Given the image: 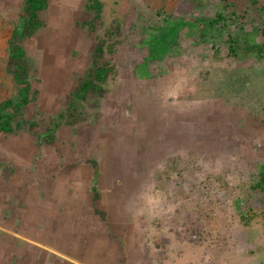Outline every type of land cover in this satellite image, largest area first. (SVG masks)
Instances as JSON below:
<instances>
[{"label": "rangeland", "instance_id": "obj_1", "mask_svg": "<svg viewBox=\"0 0 264 264\" xmlns=\"http://www.w3.org/2000/svg\"><path fill=\"white\" fill-rule=\"evenodd\" d=\"M101 1L100 16H96L91 7L92 0H49V7L39 12L44 27L35 35L34 42L38 43L34 49L26 46L28 51L20 65L22 73L25 72L28 80L34 82L30 95L33 100L23 113L15 115L14 121L22 124L21 129L10 134L0 132V161L17 153L30 158L34 140L53 127V116H57L54 121L61 125L83 124H77L79 128L95 120L107 124L110 120L118 122L126 104L131 105L133 96H138L140 85L134 69L137 65L141 67L149 56L148 42L153 30L169 21L215 19L222 14L225 21L206 27L205 35L193 33L180 37L179 55H169L163 62L153 61V67L157 66L154 74L157 76L159 70L164 69L168 76L157 91L156 108L162 115L158 113L159 121L154 124L156 130L150 132L149 154L144 153L161 158L162 162L156 164L157 171L160 173L159 169H163L164 175L171 173L170 186L180 191L185 189L179 198L187 204L184 206L188 209L184 210L187 221L194 213L190 209L198 207L195 212L204 214V219L209 218L208 226L213 231H209L201 216L198 224L190 228L198 236L219 241L226 229L232 233L241 227L239 219H233L226 206L233 196L245 197L252 173L258 170V161L264 160L263 151L258 149L264 150V98L256 94H264V63L261 66L258 62H249L253 68L247 82L249 86L233 92L236 82L241 81L236 79L237 76L244 73L240 66V60L246 55L242 44L248 36L244 26L255 22L254 9L249 14L243 13L245 0H182L186 3L179 0ZM3 2L0 0V5ZM10 20L2 25L11 28L10 23L13 24L15 19ZM9 36L10 33L2 36L0 42H7ZM100 44L105 48L102 57L96 54ZM7 52L0 51V103L14 98L19 92L12 73L14 68L18 73V68L11 63ZM94 61L99 64L112 62L116 67L104 84V90L113 99L101 108L95 104L94 93H89V99L77 104V112L76 109L71 112L73 92L77 91L82 80L85 81ZM68 72L75 81L73 85ZM136 76L148 79L150 75L144 67ZM234 76L236 80L230 85ZM150 83L155 85L154 81ZM36 108L43 114L39 115L40 111L36 114ZM80 113L84 115L81 117ZM135 123L137 125L138 121ZM34 130L38 132L37 137H34ZM68 133L64 132L63 137ZM238 135L244 136L243 139H238ZM22 144V148L19 147ZM48 149L47 153L51 155L61 153L54 147ZM7 163L12 167V163ZM29 164L27 169L19 171V177L12 175L7 182L4 181L7 191L0 189V203L6 202L4 194L13 196L16 187L21 188L27 182L31 183L30 186L34 184ZM21 165L26 166V163ZM28 192L27 197L21 196L32 201L34 195ZM221 200L226 201L219 203ZM190 202L198 205L191 206ZM249 202L264 213V196L256 194ZM217 217H220L218 221ZM260 221H264V215ZM214 222L218 225L215 226ZM181 225L180 232L192 238L189 227L185 223ZM215 234L218 235L216 239L208 237Z\"/></svg>", "mask_w": 264, "mask_h": 264}, {"label": "crops", "instance_id": "obj_2", "mask_svg": "<svg viewBox=\"0 0 264 264\" xmlns=\"http://www.w3.org/2000/svg\"><path fill=\"white\" fill-rule=\"evenodd\" d=\"M24 1L0 5V38L10 33L0 51H7L13 35V24H2L17 23ZM245 2L243 13L253 8L256 15L244 26L248 36L242 46L245 54L253 47L258 55L264 51V0ZM100 122L81 128V123L59 124L54 138L43 132V141L34 140V160L17 153L0 161V189L27 163L32 175L34 168V184L25 181L0 203V264H264V221L240 225L237 234L225 231L219 241L197 232L190 239L180 232L181 223L194 227L200 215L191 213L187 221V204L177 201L185 189L149 182L148 163L162 160L148 154L141 155L142 171L135 174L134 156L113 150L126 146L131 151L132 141L119 138L117 125ZM50 147L61 153H47ZM27 192L32 201L22 198Z\"/></svg>", "mask_w": 264, "mask_h": 264}, {"label": "trees", "instance_id": "obj_3", "mask_svg": "<svg viewBox=\"0 0 264 264\" xmlns=\"http://www.w3.org/2000/svg\"><path fill=\"white\" fill-rule=\"evenodd\" d=\"M48 6V0H25L23 5V12L24 15H22L21 21L18 23L15 36L23 37L24 35L32 36L38 29H40L43 26V22L39 17V12L44 10ZM91 7L94 8L97 11V16H100L103 4L100 0H92ZM222 14H220L215 19H203V20H196V21H186V20H174L169 21L164 26L153 30L151 33V36L149 38V56L146 57V59L143 61L145 62L141 67L137 65L134 69V72L137 75V71H141L142 68L145 67L146 70H148V79H140L136 75V79L139 81L140 87L137 91L138 96L135 94L133 97L134 101L133 103L126 104L123 110V115L120 117V119L115 122L110 121L107 125L112 126H118V135L120 139L127 140L130 139L132 141V145L134 147H130L131 151L127 150L126 146H118L117 148H113V150H118V153L120 154H130L131 156H134L135 162L132 164L135 170V174L140 171H142V154L148 153L149 149L151 147L150 145V132L155 131V122L159 121V117H157L158 113L162 115V112L157 110L156 103L159 96V88L162 87L161 82L164 83L165 78L168 76V74L165 72L164 69L159 70L157 73L158 75L154 74V70L156 73L157 66L153 67L154 63L153 61L163 62L166 60L167 56L169 55H179L180 53V37H184L186 35H191L193 33H198L200 35H205V28L210 27L211 25H216L218 22H221V20H224ZM225 21V20H224ZM186 27H190L187 29L188 31H184ZM253 48V47H252ZM251 47L246 48V55L247 59L244 57L242 59L244 62H241L240 60V66L241 69H244V73L242 76H237L236 79H240L241 81H237L234 85L233 92L235 91H243L246 89L249 84L247 83L249 81L250 71L253 69L251 68V65L249 62H258L262 66V63H264V51H258V55L255 54L254 49ZM104 46L103 44H100L96 48V54L98 57H102L104 54ZM8 56H10L11 63L14 62V67L16 66L18 68V73L15 72V68L13 73V76L15 80L17 81V84L25 85L21 88H19V92L14 98H8L5 101H2L0 103V132L5 133H15L19 129H21V123L17 122L15 123V115L23 113L25 107H27L30 103H32L33 96L31 95L32 92V81L28 80V76L25 72L22 73L19 59L24 56L25 52L22 47L16 48L14 45L11 47H8ZM16 51L18 53H16ZM16 54H18L16 56ZM16 59V60H15ZM17 61V62H16ZM94 69L91 70L90 76L85 79L84 83L82 84L81 88L78 89L76 93H74V98L77 100L83 99L87 100L89 99L87 96L90 93L89 91L96 92L95 96V104H97L99 107L103 108L105 105H107L109 100L113 99L110 94L104 90V84L109 78L110 72L115 70V66L112 64V62H102L99 64L97 61H94ZM264 73V71L262 70ZM262 79V85L264 86V74ZM236 76L232 77L230 80V85L234 84V79ZM151 81H154V86ZM99 82V83H97ZM160 84V85H159ZM260 84V81L258 82V85ZM226 88V87H225ZM150 89V90H149ZM149 92V94H148ZM226 92V91H225ZM232 92V93H233ZM257 96L260 98H264L263 92L256 93ZM222 97L223 94L221 93ZM138 99V102H137ZM72 101L70 104V111L73 109H76L77 112V104L79 102ZM76 102V106H75ZM8 109H13L12 112ZM38 108L35 109V112H39ZM72 112V111H71ZM43 111H40L39 115H42ZM84 113H80V116L82 117ZM136 121H138V124L136 125ZM153 122V123H152ZM101 124H104L100 122ZM35 124V122H34ZM55 122L53 121V127L48 129L47 131H50V134L46 136V138H54V132L56 131V127L54 126ZM110 129L108 131L109 134H111ZM34 135H38L37 130H34ZM238 139H243L244 136L238 135ZM135 145H134V144ZM125 149V150H124ZM263 151L264 150L261 147H258ZM149 154V153H148ZM153 158L152 156H150ZM157 159V158H155ZM157 162L152 161L150 164L148 163V172L150 173L152 178H147L149 182H156L160 183L164 186H170L168 184V181L170 180L171 173L166 172L168 174H163L162 170L159 169L160 173L157 171L158 166L156 165ZM258 170L257 172L252 173V179L248 183L247 190H245V197L242 196H233L231 199V203L228 204L226 207L229 208V212H231V215L233 219L235 217L239 219V223L242 226L245 227H252L254 224H257L260 222L261 219H263L264 213L261 211H258L255 206L250 205L249 200L255 198L256 194H260L261 197L264 196V160L263 162L258 161ZM161 175V176H160ZM162 177V178H161ZM150 179V180H149ZM153 184V183H152ZM155 185V183H154ZM158 185V186H159ZM183 192H181L182 194ZM180 195V194H179ZM178 202L183 203L179 196L177 199ZM226 200H221L219 203H225ZM218 202V201H217ZM246 203V206L243 205V203ZM200 209V208H199ZM197 211V210H196ZM195 212V211H194ZM197 215V214H195ZM200 216L204 220L205 226H208L209 218L204 219V214L200 213ZM196 217V216H194ZM261 218V219H260ZM190 220V219H189ZM215 226L218 225V222H214ZM229 226L231 225L228 224ZM233 228V227H229ZM209 231H213L211 227H209ZM226 232L228 229L225 230ZM194 232L193 228L188 229V233L192 235ZM235 234H237V230L233 231ZM232 232V233H233ZM216 237L217 234L210 235L209 237Z\"/></svg>", "mask_w": 264, "mask_h": 264}, {"label": "flooded vegetation", "instance_id": "obj_4", "mask_svg": "<svg viewBox=\"0 0 264 264\" xmlns=\"http://www.w3.org/2000/svg\"><path fill=\"white\" fill-rule=\"evenodd\" d=\"M101 1V0H100ZM25 2V1H24ZM24 2L22 3V5H21V13L20 14H18V19H17V23H13V35H12V37H11V40H10V43H9V47H11L12 45H14L16 48H20V47H22L23 49H24V52H25V54H24V56L23 57H21L18 61H19V64H21L22 65V60L24 59L25 60V56H26V52L28 51L27 49L28 48H30V49H34V46L36 45V43H38L37 41H35L34 42V38H35V35L36 34H39L40 33V31L42 30V27H44V23H43V26L40 28V29H38L32 36H28V35H24L23 37H19V35L18 36H15L14 34H15V31H16V28H17V25H18V23L21 21V19H22V15H24V12H23V5H24ZM102 2V4H103V1H101ZM78 6V5H77ZM47 7H49V0H48V6ZM46 7V8H47ZM70 7H71V5H70ZM45 8V9H46ZM103 9V8H102ZM96 11V10H95ZM101 13H102V11H101ZM96 16H97V11H96ZM43 22V21H42ZM25 42V43H24ZM26 46H29L28 48L26 47ZM16 60V59H15ZM11 61V60H10ZM12 62V61H11ZM17 62V61H16ZM86 65H87V63H86ZM94 66V65H93ZM54 69V68H53ZM92 69H94V67H90V71H89V73L87 74V76H85V78H84V80L86 79V78H88L90 75V72H91V70ZM50 71V70H49ZM49 71H48V74H49ZM66 70H64L63 72H64V76L66 75V72H65ZM13 72V71H12ZM110 74H111V72H110ZM68 77H69V72H68ZM14 77V76H13ZM69 79H70V82H71V84L73 85V84H75V81L72 79V78H70L69 77ZM14 80H15V78H14ZM61 80V79H60ZM16 81V80H15ZM16 83H17V81H16ZM15 83V84H16ZM34 83V82H33ZM84 82H83V80H82V82H81V84L79 85V88L78 89H80L81 88V86H82V84H83ZM97 83H99V82H97ZM23 86H25L24 84L23 85H20L19 86V88H21V87H23ZM78 89H77V91H78ZM77 91H74L73 92V95H72V100H71V102L72 101H76L77 99H75L74 98V93H76ZM90 93H94V95L96 94V92H93V91H89ZM34 93H36V91L34 92ZM36 96H37V94H36ZM87 97H89V94H88V96ZM81 101H85V100H83V99H80V100H77V102H81ZM71 102H70V104H71ZM29 105H31V104H29ZM55 117H57V116H53V121L55 120ZM55 122V124H54V126L57 128V126H59V123H57L56 121H54ZM56 130V129H55ZM1 133H5V132H1ZM5 134H8V133H5ZM10 134V133H9ZM43 134V133H42ZM41 134V135H42ZM50 134V132L49 131H46L45 133H44V136L46 137V136H48ZM34 137H37V135L35 134L34 135ZM40 139V141H43L44 139H43V137H39ZM22 143V142H21ZM8 145L10 146V147H14V145H12L11 143H8ZM16 146V145H15ZM22 146H23V144H22ZM19 147H21V146H19ZM22 148V147H21ZM34 153H36V151L34 152H32L31 151V155H29L30 156V159L32 158L33 160H34ZM39 154H41V152H39ZM33 165H34V163H33ZM33 169V168H32ZM33 171V175H34V170H32Z\"/></svg>", "mask_w": 264, "mask_h": 264}]
</instances>
